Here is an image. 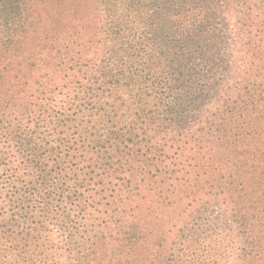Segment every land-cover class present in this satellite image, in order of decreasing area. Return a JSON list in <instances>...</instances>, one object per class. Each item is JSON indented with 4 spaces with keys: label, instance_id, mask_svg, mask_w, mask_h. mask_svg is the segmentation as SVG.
Wrapping results in <instances>:
<instances>
[{
    "label": "trees",
    "instance_id": "1",
    "mask_svg": "<svg viewBox=\"0 0 264 264\" xmlns=\"http://www.w3.org/2000/svg\"><path fill=\"white\" fill-rule=\"evenodd\" d=\"M214 202L264 264V0H0V264H228Z\"/></svg>",
    "mask_w": 264,
    "mask_h": 264
},
{
    "label": "rangeland",
    "instance_id": "2",
    "mask_svg": "<svg viewBox=\"0 0 264 264\" xmlns=\"http://www.w3.org/2000/svg\"><path fill=\"white\" fill-rule=\"evenodd\" d=\"M83 15L79 17V19L73 23L68 25L66 34L70 36L72 39H75L79 37V40L82 42H85L83 47L81 48V54H79L81 59V64L91 62L93 65L96 62L95 59L98 57H101L103 47L102 44H99L98 41L101 40V33L96 30L98 28V24L93 22V18L89 12H82ZM48 21L47 18H43L42 26H47ZM233 54V53H232ZM239 59V55H234ZM78 59V58H75ZM69 58L66 63L69 62ZM90 63V64H91ZM93 67V66H92ZM53 71V70H52ZM61 76V75H60ZM199 199H204L202 195L199 197ZM205 201V200H204ZM204 201L202 203H204ZM206 201H213L212 199H206ZM215 205L209 203L204 207V210L202 213L198 216L197 220L198 222H193L189 228H187V231H191V234H195V236H198V226L201 227H207V226H213L212 229H214L215 234L214 235H208L211 234V232H207L208 237H205L207 240L210 238L211 241H215V246L219 252H223L225 256V261L230 264V262H233V234L232 230L230 228L229 223L227 222L228 214L226 215L223 208L220 206H217V204L214 202ZM199 205V204H198ZM200 224V225H199ZM207 225V226H206ZM199 227V228H201ZM203 229V228H201Z\"/></svg>",
    "mask_w": 264,
    "mask_h": 264
}]
</instances>
